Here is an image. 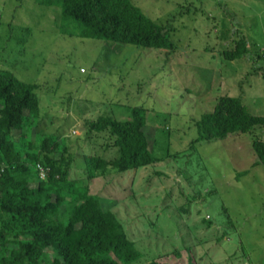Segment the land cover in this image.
<instances>
[{"label": "rangeland", "instance_id": "1", "mask_svg": "<svg viewBox=\"0 0 264 264\" xmlns=\"http://www.w3.org/2000/svg\"><path fill=\"white\" fill-rule=\"evenodd\" d=\"M131 1L165 27L172 48L62 32L59 7L0 0V69L34 84L39 100L25 139L59 137L73 156L70 178L116 214L140 251L131 264H264V166L253 165L251 147L264 126L194 142L195 122L221 95L264 115V0ZM239 38L247 52L226 59ZM133 107L146 109L158 160L89 178L85 158L113 159L118 148L106 146L107 132L88 134L86 121L127 119Z\"/></svg>", "mask_w": 264, "mask_h": 264}, {"label": "trees", "instance_id": "2", "mask_svg": "<svg viewBox=\"0 0 264 264\" xmlns=\"http://www.w3.org/2000/svg\"><path fill=\"white\" fill-rule=\"evenodd\" d=\"M60 8V29L70 34L151 48H172L164 26L154 22L131 0H37ZM247 41L239 38L223 55L228 60L247 52ZM35 85L0 69V264H131L140 258L114 212L104 209L88 185L70 178L73 156L55 134L32 142L25 131L40 112ZM146 109L133 107L130 117L116 119L99 115L86 121L87 133L107 132L113 138L106 146L118 155L105 159L85 158L89 178L107 168L116 172L156 162L145 131ZM198 140L224 138L230 133L250 132L264 126V115H256L237 96L221 95L214 109L195 122ZM21 135L15 139L13 132ZM251 147L264 166V140L253 138ZM37 165L45 170L39 176ZM36 182L32 186L31 183ZM64 210L61 211V207ZM148 264H169L158 258Z\"/></svg>", "mask_w": 264, "mask_h": 264}, {"label": "built area", "instance_id": "3", "mask_svg": "<svg viewBox=\"0 0 264 264\" xmlns=\"http://www.w3.org/2000/svg\"><path fill=\"white\" fill-rule=\"evenodd\" d=\"M37 168L39 170V176H40V178L44 179L45 178V170L40 165H37Z\"/></svg>", "mask_w": 264, "mask_h": 264}]
</instances>
